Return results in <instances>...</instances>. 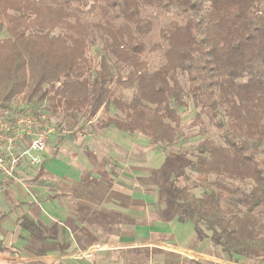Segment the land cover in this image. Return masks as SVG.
Segmentation results:
<instances>
[{"label":"trees","instance_id":"1","mask_svg":"<svg viewBox=\"0 0 264 264\" xmlns=\"http://www.w3.org/2000/svg\"><path fill=\"white\" fill-rule=\"evenodd\" d=\"M146 8L176 16L149 49ZM14 99L79 115L81 129L102 111L101 131L163 152L182 138L179 111L192 103V124L205 118L218 140H198L191 158L166 153L175 219L231 259L264 262V0H0V107ZM21 226L41 237L42 226Z\"/></svg>","mask_w":264,"mask_h":264},{"label":"crops","instance_id":"2","mask_svg":"<svg viewBox=\"0 0 264 264\" xmlns=\"http://www.w3.org/2000/svg\"><path fill=\"white\" fill-rule=\"evenodd\" d=\"M97 136L85 129L52 135L36 171L20 166L27 190L0 176V264H245L199 239L174 211L157 219L145 207L151 197L121 184L130 180L115 168L124 161L108 149L101 159L89 150ZM117 142L130 156V144ZM60 159L71 166L59 167ZM102 163L108 168L91 174ZM116 189L127 190L119 206ZM24 219L42 226L40 238L21 226Z\"/></svg>","mask_w":264,"mask_h":264},{"label":"rangeland","instance_id":"3","mask_svg":"<svg viewBox=\"0 0 264 264\" xmlns=\"http://www.w3.org/2000/svg\"><path fill=\"white\" fill-rule=\"evenodd\" d=\"M143 17L149 19L152 22V31L149 37L145 41L146 48L149 49L153 46L154 43L159 41V31L161 27L167 25L172 20L176 19V16L173 12H165L156 8H146L141 11ZM149 66L154 69L159 67L163 63L162 55L159 51L154 52L150 55ZM11 105H21L23 104L18 99H14L10 102ZM181 119H182V138L176 146L169 149L167 152H163L162 150L155 149L152 147L148 141L140 136L131 135L127 136L126 134H119L117 132L111 131H101L100 128L96 125L101 119L105 117L106 114L100 111L96 118L92 121L91 126L85 127V130L91 131L93 134H97L98 139L91 144L90 151H95L96 157L102 158V152L113 151L119 157L120 160L124 161L121 165V168L115 167L117 171H123L127 173L128 178L130 180L126 182H121L122 185L131 188L132 191L137 193L142 192L147 195L149 198H152V202L147 204L146 209L149 211H155L157 219H165L168 217L171 211H174L170 201L167 200L165 193L167 192V182H168V168L164 166L165 155L170 154L175 156L177 153H180L184 158H191L190 153L194 144L203 138H211L215 141L218 140V132L212 127L208 120L203 119L202 127H195L192 124L194 120L195 108L192 103L188 104V107L185 109H181L179 111ZM49 114V113H48ZM109 114H115V110L113 108L110 109ZM50 122L55 128H60L63 131L70 133H74L77 130H83V128H79V125L82 121L81 117L78 115L76 117L73 116H65L64 113L60 112L55 116L49 114ZM107 133V136L104 134L101 136L99 133ZM100 136V137H99ZM122 136V137H120ZM128 143L131 146L130 153L128 156L127 148H123L118 146L119 142ZM102 142V143H101ZM75 149V148H73ZM91 154V153H90ZM61 160V159H60ZM63 164H59V167H67L71 166V163L68 159L61 160ZM119 161H117V164ZM111 166V163H109ZM94 173L96 174L98 171L106 170L108 168L107 163H102L101 165H96ZM92 170V169H91ZM75 167H72L70 173H74ZM90 173V172H87ZM193 180H200L197 176L191 175ZM119 182V180H116ZM29 190V189H28ZM123 189H116L115 197L117 200V206L125 199L123 193ZM194 192L199 195L200 191L195 189ZM28 194L30 192H27ZM127 193V192H125ZM123 206V205H122ZM126 206V205H125ZM118 209H120L118 207ZM164 209L165 212L163 214H159L157 210ZM152 211V212H153ZM149 213V212H148ZM200 239V238H199ZM199 241V240H198ZM248 262V261H246ZM251 263V262H249ZM264 264V262H263Z\"/></svg>","mask_w":264,"mask_h":264},{"label":"built area","instance_id":"4","mask_svg":"<svg viewBox=\"0 0 264 264\" xmlns=\"http://www.w3.org/2000/svg\"><path fill=\"white\" fill-rule=\"evenodd\" d=\"M56 133L49 115L29 105L0 107V176L27 190L21 164L36 171L48 141Z\"/></svg>","mask_w":264,"mask_h":264}]
</instances>
